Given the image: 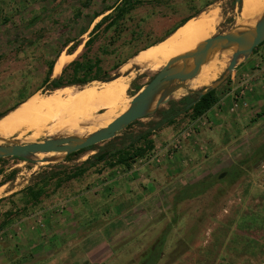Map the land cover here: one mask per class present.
Listing matches in <instances>:
<instances>
[{"label":"rangeland","instance_id":"1","mask_svg":"<svg viewBox=\"0 0 264 264\" xmlns=\"http://www.w3.org/2000/svg\"><path fill=\"white\" fill-rule=\"evenodd\" d=\"M119 1L0 0V114L32 94L6 116L35 96L50 95L43 84L49 63L69 54L73 44L65 46L72 40L79 46L70 63L81 57L95 25L111 12L93 16ZM139 1L115 42L114 33H104V27L98 33L90 54L99 55L107 47L102 57L107 79L127 63L113 66L130 61L190 16L221 10L218 35L231 33L242 12V1L237 0ZM255 50L219 85L220 102L207 115L194 120L179 106L175 125L153 126L154 151L130 169L93 161L96 167L83 177L58 186L60 179L88 166L84 164L93 156L129 146L161 121L160 112L168 110L170 102L188 96L195 100L202 90L171 95L167 104H155L154 114L77 156L43 163L37 156L0 159V183L16 172L0 195V200L6 198L0 203V226L7 213H14L0 231V264H142L162 237L164 251L154 264H264V45ZM157 73L138 71L129 96ZM255 94L260 102L251 98ZM49 137L47 131L26 133L20 140L16 135L0 143L29 144ZM204 182V193L178 199ZM38 185L44 195L36 207L24 209L21 200L29 197L10 198Z\"/></svg>","mask_w":264,"mask_h":264},{"label":"bare ground","instance_id":"2","mask_svg":"<svg viewBox=\"0 0 264 264\" xmlns=\"http://www.w3.org/2000/svg\"><path fill=\"white\" fill-rule=\"evenodd\" d=\"M263 18L264 0H242L241 17L231 33L242 35L250 32ZM221 22V10L203 11L162 42L147 48L126 62L123 70L117 71V79L111 82L94 81L82 89H76L74 86L64 87L47 96H35L16 114L0 120V141H9L16 135L20 140L26 133L38 136L45 131L51 134L49 138L85 139L108 127L130 108L132 97L129 96V90L138 71L156 73L170 60L196 52L201 44L217 35ZM236 50L237 47L232 45L217 48L205 58L201 70L192 79L175 81L167 87L165 85L152 103L151 109L158 98L168 90H172V95L176 97L184 89L198 91L214 86L225 74ZM76 54L69 55L65 52L61 54L55 64L53 77H58ZM193 64L192 60H187L173 65L172 68L187 72ZM22 143L24 142L12 141L8 144ZM54 154L57 157L52 158ZM36 156L43 163L46 159L50 162L62 159L64 154L49 153ZM3 192V186H0V195Z\"/></svg>","mask_w":264,"mask_h":264},{"label":"trees","instance_id":"3","mask_svg":"<svg viewBox=\"0 0 264 264\" xmlns=\"http://www.w3.org/2000/svg\"><path fill=\"white\" fill-rule=\"evenodd\" d=\"M140 4L139 0H120L115 6L107 8L104 12H100L95 14L93 17L94 19H97L101 16H104L106 13L111 12L110 14L104 16L102 20L95 25L93 31L90 34L89 40L86 42L85 45V53L79 57L77 60L70 63L62 72L61 76L57 78H53V71L55 67V61H52L48 65V71L46 78L43 82L44 86L48 87V91H56L58 89L64 88V87H73V86H80L84 87L88 85L89 83H92L94 81H104L107 79L108 73L103 68V56L106 55L109 50L107 47L101 48V54L92 56L90 53L92 51V48L97 40L98 33L103 30L104 33L113 32V38L112 42H115V39L117 37L121 36L123 27L122 25L126 22L128 16L132 13V11L136 8L137 5ZM199 15H193L182 21L176 28L168 32V34L162 38L159 42L165 40L167 37H169L171 34H173L178 28L183 26L187 21L192 19L193 17ZM81 16V14L78 16V18ZM104 27V28H103ZM103 28V29H102ZM102 29V30H101ZM117 36V37H115ZM157 42V43H159ZM152 43L146 46L145 49L157 44ZM73 44L69 50V54H73L77 47L79 46V43L76 40L70 41L65 48ZM114 44H110V46H113ZM264 43L261 45L263 46ZM259 46L258 48H260ZM256 51V50H255ZM254 51V53H255ZM136 55V54H135ZM133 55V57L135 56ZM126 61L119 62L117 65L113 66L114 69H118L121 67ZM138 90H141V88L138 87ZM200 94V93H199ZM35 94H32L29 96L32 97ZM189 97V96H188ZM182 98L181 100L170 102V108L168 110H163L160 112V115L162 116V119L160 122H154L152 123V126L150 128L141 133L137 138H135L129 146L120 149L116 151L115 153H109V152H101V154H97L93 156V158L87 162H85L84 165H88L86 167H80L74 170L73 173H69L67 177L63 180H61L58 183V186H60L63 182H69L73 179H79L83 177L90 167H96L97 163H93V161L96 162H107L109 167L116 168L119 166L125 167L127 169L132 168V166L137 163L139 160L145 159L148 154L154 151L156 145L155 141L152 138L153 135V129L154 127H161L163 125H175L176 123V117L179 113V106H183L182 110L185 112H191L192 119H198L204 115H207L219 102L220 97L218 95V88L217 89H211L209 90L202 98L190 109H187L189 104H191L193 101L188 98ZM27 98V99H29ZM26 99V100H27ZM26 100H23L20 104L25 102ZM189 100V101H188ZM198 100V99H197ZM196 100V101H197ZM20 104L16 105L13 109H11L8 112H4L0 114V119L4 118L8 113L11 111H14ZM137 123L134 122L133 124ZM131 124V125H133ZM154 126V127H153ZM96 146L81 150L77 153H73L68 156V158H71L73 156H77L83 152H86L88 150H94ZM12 159H19V158H12ZM4 160V159H3ZM0 160V161H3ZM23 160V159H20ZM226 175V172L219 175V179L222 178V176ZM16 176V172H12L10 174L9 180H5L4 182L0 183V186L8 183V181H11ZM50 179H46L48 182ZM46 181L44 182L43 186H45ZM199 186L196 188H190L185 194H180L178 196L179 200H185L187 197L193 198L195 195H200L204 193L208 188L204 183H199ZM188 194L187 196H185ZM44 195L43 189L38 187L34 188L33 186H29L25 188L24 190L14 193L10 198L20 197V199H25V197H29L27 201L21 200L25 203L24 209H27V207L30 205L31 207H36L41 204V198ZM6 199V198H5ZM5 199H1L0 203L5 201ZM16 206V205H15ZM17 207V206H16ZM19 208H16V212H20L17 210ZM13 212L7 213L6 218L3 221V223L0 226V231H3L10 223L11 219L13 218ZM166 243V237L160 238L156 242V244L148 251L145 260L142 264H154L159 256L163 253L164 247Z\"/></svg>","mask_w":264,"mask_h":264},{"label":"water","instance_id":"4","mask_svg":"<svg viewBox=\"0 0 264 264\" xmlns=\"http://www.w3.org/2000/svg\"><path fill=\"white\" fill-rule=\"evenodd\" d=\"M242 0H237L240 2ZM264 43V18L258 22L254 30L245 34H218L213 38L201 44L200 48L194 52L184 56H180L170 60L153 79L141 89L134 97L130 108L127 112L122 114L108 127L91 134L85 139H72V138H48L43 142H35L29 144H0V159L5 158H19L30 159L37 154L49 153H63L64 155H71L81 150L92 148L101 143L112 140L118 133L125 130L128 126L136 121L142 120L155 113L156 109H151L152 103L156 99L159 92L166 85V87L175 81H187L196 76L201 70L204 60L217 48L227 47L232 45L237 47V50L232 55L229 66L221 79L212 87L205 88L198 93V100L188 106L190 109L194 106L209 90L217 89L219 85L236 69L240 60H247L257 49ZM187 60L193 61V66L187 72L176 71L172 68L173 65L184 62ZM118 76L105 79L101 82H111L117 79ZM172 90L165 92L156 101V107L169 102V97L172 95ZM46 159L44 162H47Z\"/></svg>","mask_w":264,"mask_h":264},{"label":"crops","instance_id":"5","mask_svg":"<svg viewBox=\"0 0 264 264\" xmlns=\"http://www.w3.org/2000/svg\"><path fill=\"white\" fill-rule=\"evenodd\" d=\"M259 72H260V71H259ZM259 72H258V74H256V75H259ZM259 76H260V75H259ZM259 84H260V80H258L257 85H259ZM256 97H257V94H255V95H251V98H252V99H256V101H259V100H257ZM254 101H255V100H253L252 103H253ZM259 102H260V101H259ZM257 103H258V102H257ZM261 105H262V104H261ZM263 109H264V108H263ZM258 111H259V110H258ZM82 246H83V245H82ZM82 246H81V245L78 246V249H79V250H82Z\"/></svg>","mask_w":264,"mask_h":264},{"label":"flooded vegetation","instance_id":"6","mask_svg":"<svg viewBox=\"0 0 264 264\" xmlns=\"http://www.w3.org/2000/svg\"><path fill=\"white\" fill-rule=\"evenodd\" d=\"M197 99H198V97H197ZM197 99H195V100H192V101H193V102H195ZM193 102H192V103H193ZM192 103H191V104H192ZM189 105H190V104H189ZM192 107H193V106H192ZM187 109H188V107H187Z\"/></svg>","mask_w":264,"mask_h":264}]
</instances>
